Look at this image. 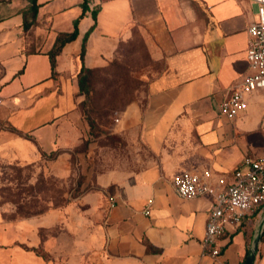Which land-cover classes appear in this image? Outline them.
Instances as JSON below:
<instances>
[{
    "label": "crops",
    "instance_id": "1",
    "mask_svg": "<svg viewBox=\"0 0 264 264\" xmlns=\"http://www.w3.org/2000/svg\"><path fill=\"white\" fill-rule=\"evenodd\" d=\"M256 11L246 0H0V170L65 149V130L81 117L78 74L87 33L84 65L95 71L136 32L162 65L145 107L133 103L118 119L129 153L95 176L91 162V181L111 196L103 239L85 250L76 245L80 258L69 264H245L264 205L228 227L216 257L203 255L212 200L182 198L172 180L205 169L231 175L246 156L264 155V90L246 94L247 109L233 119L220 111L252 71L248 27ZM77 19L78 35L57 54L51 76L47 53ZM86 154L78 152L82 171ZM33 228V219L0 220V264H58L37 250L55 242L40 240ZM254 264H264V237Z\"/></svg>",
    "mask_w": 264,
    "mask_h": 264
},
{
    "label": "rangeland",
    "instance_id": "2",
    "mask_svg": "<svg viewBox=\"0 0 264 264\" xmlns=\"http://www.w3.org/2000/svg\"><path fill=\"white\" fill-rule=\"evenodd\" d=\"M161 68L136 32L110 64L94 71L90 91L82 95L81 117L65 130V149L43 154L38 162L5 163L0 170V220L33 219V235L55 242L49 248L39 245L44 257L69 264L80 258L76 245L85 250L91 240L103 239L105 203L111 196L95 177L91 181V162L95 176L111 169V158L129 153L118 119L133 103L145 107L148 84ZM79 151L87 152L85 171Z\"/></svg>",
    "mask_w": 264,
    "mask_h": 264
},
{
    "label": "built area",
    "instance_id": "3",
    "mask_svg": "<svg viewBox=\"0 0 264 264\" xmlns=\"http://www.w3.org/2000/svg\"><path fill=\"white\" fill-rule=\"evenodd\" d=\"M246 1L257 6L256 19L248 27L247 59L252 71L220 104L221 113L230 119L247 109L246 94L264 90V0ZM172 182L182 198L212 200L202 246L203 255L216 257L221 251L219 239L228 227L242 224L264 205V155L246 156L242 166L231 175L217 174L211 169L185 171L174 176ZM149 212L147 208L145 213Z\"/></svg>",
    "mask_w": 264,
    "mask_h": 264
},
{
    "label": "trees",
    "instance_id": "4",
    "mask_svg": "<svg viewBox=\"0 0 264 264\" xmlns=\"http://www.w3.org/2000/svg\"><path fill=\"white\" fill-rule=\"evenodd\" d=\"M86 8L87 7L84 3L83 4L84 12L86 11ZM34 12L36 13V9H34ZM78 20L79 19H77L75 21L73 31L59 34L53 48L50 51H48V53H47L49 58H50V62H51V70H52L51 76H54L56 73V56H57V54L61 51V48L63 47V45L65 43L75 39L78 35ZM87 36H88V33L86 34V36L84 38L83 45H82L81 60H82L83 64H82V67H81L79 74H78L79 92L82 95L89 93V91H90V80H91V77L95 71L94 69L84 65ZM263 237H264V233H263L262 238Z\"/></svg>",
    "mask_w": 264,
    "mask_h": 264
},
{
    "label": "water",
    "instance_id": "5",
    "mask_svg": "<svg viewBox=\"0 0 264 264\" xmlns=\"http://www.w3.org/2000/svg\"><path fill=\"white\" fill-rule=\"evenodd\" d=\"M264 232V218L262 219L259 228L253 238L252 244L248 250L245 264H254L256 252L259 246V242Z\"/></svg>",
    "mask_w": 264,
    "mask_h": 264
}]
</instances>
